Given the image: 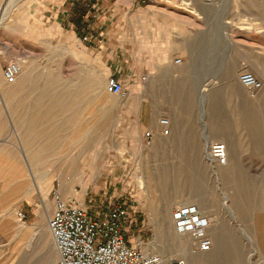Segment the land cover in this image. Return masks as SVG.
I'll return each mask as SVG.
<instances>
[{
  "label": "rangeland",
  "instance_id": "obj_1",
  "mask_svg": "<svg viewBox=\"0 0 264 264\" xmlns=\"http://www.w3.org/2000/svg\"><path fill=\"white\" fill-rule=\"evenodd\" d=\"M139 1L140 6L127 11L124 16L123 27L128 33L126 40L131 44H137V41L141 40L146 46L150 42L154 46L155 40L163 42L164 51L170 56L175 71L184 69L187 73L166 75L165 71L157 68L161 50L148 48L150 51L143 53L142 57L144 64L150 67L149 75L138 85L128 83L127 88L125 87L127 97L123 99L107 92L109 74L104 64L79 40L69 45L68 42H61L58 37L46 34L41 13L49 0H0V116L10 113V98H18L21 95L23 76L32 70L34 63L44 66L45 68L40 69L44 73L76 76V141H71L68 137L67 140L59 142L60 148L49 150L44 146L49 141L43 139L48 134L44 136L40 133L38 142L25 143L21 129L15 128V145L23 151L27 161L31 160V173L34 175L38 171L40 175L48 177L49 180L45 178L42 183L47 181V184L51 185V192L59 190L64 198L75 196L73 198L81 202L82 206L86 202L87 206L93 207L90 212L99 208L106 198L114 195L126 197L129 203L135 202L139 213L138 227L133 230L134 236L136 239H143L146 242L144 244L150 243L155 236V227L149 218V210L146 209L149 202L163 208L166 203L171 205L182 196L186 198L200 195L202 202L204 200L211 206L203 210H212L219 214L228 206L227 199H237L244 220L240 223L232 221L231 227L237 233L236 238L242 251L236 254H222L221 259L217 258L211 264H264V253L255 243L253 236V229L258 220L264 221V176L259 175L264 166V147L235 149L234 157L237 163L231 167L230 174L234 172L239 179L231 177L224 181L222 176H215L206 163H173L178 160V153L184 152L192 156L193 148L156 149L154 139L152 142L146 139V133L151 130L144 129L143 143L138 149L131 136L133 128L138 125V120L135 121L132 117L136 113L128 110L135 92L150 94L152 99L147 100L145 104L154 107L156 112L159 109L164 110L158 115V126L163 135L159 121L167 119L165 112L170 110L175 102L172 101L173 94L181 91L187 93L188 109L191 111L188 115L196 126L200 123L198 110L207 108L198 99L204 83L216 79L217 87L208 92L212 93L221 86L220 80L226 73L234 70L236 72L234 68H209L208 65L213 62L197 59L200 46L197 41L199 32L196 20L197 10L200 11L201 5L196 6L195 10L183 8V0H146L145 3ZM249 7L252 9L249 18L253 21L252 34L256 42L264 36V28L261 27L262 20L264 22V0H253L252 5L248 4ZM183 40L186 42V50H190V60H182V64L177 65V60L182 59ZM192 56L196 57V60H192ZM10 63H18L23 69L22 76L15 85H8L4 79V69ZM243 72L253 74L264 86V69H239L237 81ZM155 77L161 79V82L152 85L150 81ZM182 78L188 80V86L184 84L181 88L178 83H181ZM54 88V103L59 107L58 95L61 97L64 87L57 84ZM232 88L234 90V86ZM241 88L234 91L247 93L253 101L264 93L262 90L253 96L243 86ZM50 96L49 92L44 101L48 103ZM117 102L124 103L125 106L121 110L108 109L109 104ZM139 110L140 104L138 113ZM253 112L257 120V131L254 133L256 140L250 141L249 144L264 146V107L257 105ZM35 153L40 156L36 159L37 167L33 168L31 156L35 157ZM190 159L194 160V157ZM261 171L264 172V167ZM71 192L75 195L70 196ZM106 192H109V195L105 198ZM175 210L177 208H174L171 216ZM16 214L17 212L15 219ZM42 224L43 236H40L37 231L34 232L16 219L13 237L0 242V264H62L48 229V221ZM239 228L246 232L250 241L242 236ZM159 244V251L171 260V264L177 262L179 254L176 247L167 241ZM187 246L192 252V241ZM181 263L185 261L182 260Z\"/></svg>",
  "mask_w": 264,
  "mask_h": 264
},
{
  "label": "crops",
  "instance_id": "obj_2",
  "mask_svg": "<svg viewBox=\"0 0 264 264\" xmlns=\"http://www.w3.org/2000/svg\"><path fill=\"white\" fill-rule=\"evenodd\" d=\"M252 3L253 0L216 2L186 0V3H181L185 9L196 10V6L201 5L200 11L197 10L196 20L199 32L197 41L200 46L197 50V59L213 62L212 65H208L209 68H234L236 72L234 70L229 74L226 73V76L220 80L221 86L212 93L208 92L217 87L216 79L204 83L198 99L207 108L198 110L197 117L200 123L196 126L188 115L191 111L188 109L187 93L181 91L173 94L172 101L175 102L170 110H165V115L173 122L165 142L162 141L163 136L158 126V115L162 112L160 110L156 112L154 107L145 104L147 100L152 99L150 94L135 92L128 110L135 112L132 117L135 121L138 120V125L131 132L137 148L143 143L144 129H150L154 134L156 149L185 147L194 149L192 156L184 152L178 153V160L173 162L177 164L205 165L206 150L217 143L225 145L228 159L233 165L237 163L234 157L235 149L264 147L259 144H249L250 141L256 140L254 133L257 131L255 128L257 120L254 118V107L257 105L264 107V93L253 101L247 93L234 91L242 89L240 81H237L239 69H264V36L255 42L252 34L253 21L249 18L252 9L248 8V4L252 5ZM138 6H140L139 0L120 2L119 0H49L41 16L47 35L58 37L61 42H68L69 45L79 40L104 64L109 78L119 79L126 88L131 82L134 85L140 84L143 78L149 75L150 67L144 64L142 54L154 49L161 50L157 68L165 71L166 75L187 73L184 69L175 71L170 56L164 51L163 42L155 40V47L151 45L152 42L147 44V47L144 41L138 40L137 44H131L126 40L128 33L123 27L124 16L127 11ZM261 27L264 28L263 20ZM90 34L101 38L103 43L100 45L83 43L81 37ZM185 43L183 40L182 59H178L181 61L179 64H182V60H190V50L189 48L186 50ZM192 60H196V57L192 56ZM34 64L32 70L23 76L21 95L18 98L14 96L10 98L12 101L10 113L0 116V242L13 237L14 223L18 219H15V212L25 213L27 222L23 225L36 232L38 226L48 221L55 209L51 185L47 184V181L45 184L42 183V180L49 178L40 175L38 171L33 175L31 160L27 161L23 151L15 145L13 136L17 133V127L21 129L25 143L38 142L40 133L44 136L48 134L43 139L49 141L50 144L44 145L49 150L60 148L59 142L67 140L68 137L71 141L77 140L78 78L71 75L57 76L52 72L44 73L40 71L45 68L44 66ZM159 82L161 79L156 77L150 81L152 85ZM57 84L64 87L62 98L58 95L59 107L54 103L56 98L54 85ZM184 84L188 86V80L182 78L178 86L182 88ZM262 90L264 91V86ZM49 92L51 96L47 103L44 99L48 98ZM34 155L35 157L31 156L33 168L37 167L36 159L40 156L38 153ZM192 157L194 160L190 159ZM231 177L239 179L234 172L230 176L225 175L221 178L226 181ZM108 193H105V198ZM73 195L75 193L71 192L70 196ZM98 196L100 195H96ZM227 200L228 206L225 205V210L217 214L212 210L209 212L203 210L211 206H208L209 204L204 200L202 202L200 195L183 198V202L191 206L200 205L198 208L212 221L207 234L213 241L211 251L219 256L217 260L221 259L222 254H236L242 251L236 238L237 233L231 227L232 221L240 223L244 220L239 209L240 202L237 199ZM84 205L89 210L93 209L87 206L86 202ZM96 211L97 208L91 213L95 214ZM259 220L253 229V236L255 243L264 253V221ZM239 231L246 240L250 241L243 229L239 228Z\"/></svg>",
  "mask_w": 264,
  "mask_h": 264
},
{
  "label": "built area",
  "instance_id": "obj_3",
  "mask_svg": "<svg viewBox=\"0 0 264 264\" xmlns=\"http://www.w3.org/2000/svg\"><path fill=\"white\" fill-rule=\"evenodd\" d=\"M145 2L142 0V3ZM81 41L85 44L103 43L101 38L92 34L81 37ZM180 62L177 60L176 63ZM22 73L20 64L10 63L4 69V79L8 85H14ZM239 81L253 96L263 89V84L249 72H243ZM107 92L123 99L127 97L125 84L115 77L108 79ZM159 125L163 135L168 136L169 120L161 119ZM146 139L152 142L154 134L147 132ZM211 154L222 165L227 163L225 145L214 144ZM52 199L55 209L48 219V229L62 264H163L161 256L147 254L140 245V242H146L134 236L139 213L135 202L129 203L126 197L118 195L110 196L92 214L76 198H64L59 190L52 192ZM172 217L176 231L191 238L193 253L211 252L213 241L207 231L212 221L197 206L179 208L173 212ZM17 218L26 224L25 213H17Z\"/></svg>",
  "mask_w": 264,
  "mask_h": 264
},
{
  "label": "bare ground",
  "instance_id": "obj_4",
  "mask_svg": "<svg viewBox=\"0 0 264 264\" xmlns=\"http://www.w3.org/2000/svg\"><path fill=\"white\" fill-rule=\"evenodd\" d=\"M183 2L186 3V0H184ZM1 21H0V28H2ZM124 106H125L124 103L117 102V103L109 104L108 109L121 110ZM160 111L162 113L164 112V110H160ZM167 119L170 122V129H171L173 124L172 119L170 117H167ZM162 136H164L162 141L165 142L166 136L165 135ZM205 163L211 168L212 173H214L216 176H225V175L228 176L231 172L230 169L233 166V164H230V161L228 159V154H227V163L225 165H222L216 159H214L211 154V148H208L205 152ZM259 175L264 176V172L260 171ZM183 198H184L183 196L182 198H178V200L176 202L171 203V205H169V203L167 205L166 203V205L163 208H160L159 205H155L153 202L147 203L146 209L149 210V217L154 224L155 236L154 239L150 241V243L148 244L140 243V245L147 254L149 255L155 254L161 256L163 259V264L172 263L171 260L167 258V256H165L163 253L159 251V246H160L159 243H162L163 241L165 242L167 241L168 243H171L176 247L177 252L179 254L178 255L179 259L177 260L178 264L181 263L182 260L185 261V263L183 264H197V263L211 264L214 260L218 258V254L212 251L210 253L194 254L193 252H191V250H189L187 246L189 242H191V238L189 236L179 234L174 227L173 217L171 216L174 208L179 209V208L191 206V204H187L186 202L184 203ZM43 227H44L43 224H41L37 228V233L40 236L41 234L43 236Z\"/></svg>",
  "mask_w": 264,
  "mask_h": 264
}]
</instances>
